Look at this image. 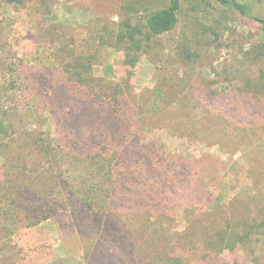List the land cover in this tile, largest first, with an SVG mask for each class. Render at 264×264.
<instances>
[{
  "label": "rangeland",
  "instance_id": "obj_1",
  "mask_svg": "<svg viewBox=\"0 0 264 264\" xmlns=\"http://www.w3.org/2000/svg\"><path fill=\"white\" fill-rule=\"evenodd\" d=\"M250 2L253 14L264 17V0ZM35 3L7 6L0 2V109L15 117L17 130L16 136L0 141V220L7 216L9 224L6 230L0 226V264H87L92 243L74 220L76 204L56 197L45 180L46 166L56 177L62 173L55 168L61 162L56 158L35 165L27 146L28 139H36L28 133L39 131L50 134L48 139L57 149L54 134L61 111L50 105L47 95L61 79L59 62L69 58L63 51L79 57L83 45H89L88 57L99 60L92 68L93 77L102 78L95 90L102 92L122 79L132 87L124 94L149 133L137 129L140 121L135 118L137 134H129L134 144L130 151L144 147V142L163 144L151 166L136 170L150 176L147 189L155 188L174 205L178 231L192 221L190 214L184 219L183 212L195 211L185 204L187 197L202 189L201 179L213 184L206 191L220 194L223 204L233 199L227 207L233 218L264 219V82L258 74L261 66L251 56L264 37L255 23L209 0H181L177 27L169 35L151 39V48L144 53L137 44L118 38L107 46V33L116 32L125 22L141 29L147 12L168 6L169 0H57L50 16ZM180 45L195 55L192 62L182 63L176 56ZM158 58L166 62L159 65L166 69L160 78L153 63ZM156 88L163 89V94L157 95ZM164 150L193 161L191 172L179 169L177 177L173 174L175 178L165 184L159 175L179 168V161L163 157ZM24 200L33 209L50 203L57 211L37 227H23V215L15 206ZM117 207L123 219L133 224L135 212L129 211L133 205L122 198ZM40 211L46 216L45 210ZM212 220L202 218L206 230L201 234L216 232ZM134 235L137 241L131 247L129 242L118 243L115 249H105L103 256L94 250L89 264H133L143 253L153 255L154 247L170 251L158 232L149 243L138 232ZM108 251L118 258L110 257ZM249 259L242 253L221 255L226 264H250Z\"/></svg>",
  "mask_w": 264,
  "mask_h": 264
},
{
  "label": "trees",
  "instance_id": "obj_2",
  "mask_svg": "<svg viewBox=\"0 0 264 264\" xmlns=\"http://www.w3.org/2000/svg\"><path fill=\"white\" fill-rule=\"evenodd\" d=\"M27 1L29 0H0L7 6H24ZM209 1L242 19L252 21L257 25L258 33L264 37V17L253 14L251 0ZM56 2L57 0H36L35 5L43 14L50 16ZM180 9L181 0H169L168 6L147 12L141 29L125 22L118 26L116 32L114 29L110 30L107 33L109 41L105 44L113 46L112 40L118 38L137 44L138 50L148 52L151 48L149 47L151 39L169 35L177 27ZM85 46L83 45V49L80 50L81 55L75 58L73 52L63 51L69 58L64 63L59 62L61 79L56 81L47 95L50 98V105L61 111L62 119L55 127L54 134L58 138L57 149H53L52 142L48 139L50 134L46 132L45 134L39 131L28 133L29 138L35 134L36 139L32 141L28 139L27 143L29 154L36 162L35 165L38 163L39 166H43L56 158L61 162L59 167H55L58 171L62 170L57 178L52 176L53 170L46 166L48 175L45 180L48 189L54 191L56 197L67 198L76 204L74 220L80 232L92 243L85 262L89 264L88 258L94 250L101 252L100 256H103L102 252L105 249H115L118 243L129 242L131 247L133 242L137 241L134 235L136 231L147 243L155 232H158L166 238L165 247L170 251L164 252L154 247L153 255L143 253L138 257L139 259H134L133 264L135 262L138 264H226L224 261L221 262L223 253L233 255L242 253L246 259L250 258V264H264V219L257 220L244 216L233 218L227 214V207L232 204L230 202H233V199L228 204H223V197L220 194L214 196L212 192L207 193V187L213 186L209 181L208 184H204V180L201 179L202 189L193 197H187L185 207L191 206V210L196 209L190 213L184 209V219L190 214L192 221L187 220L184 229L178 231L174 225V205L155 188L147 189L148 185L145 184L151 179L150 176H141L143 172L139 173L136 170L141 169L142 165L151 166V162L156 158L154 155L157 151L160 152L163 144L158 140L156 144L150 142L147 145V142H144V147L139 146L130 151L134 144L128 138L129 134H137L134 128L136 122L140 121L138 130L142 129L143 133H149L147 128L141 127L142 116L134 108L132 109L124 94V91L132 90V87L127 80L122 79L114 86L105 87L102 92L98 91L99 89L95 90L102 78H94L92 68L99 60L94 55L88 57L89 45ZM257 46L251 56L253 61L260 64L259 79L264 82V43ZM174 52L185 64L192 62V57H195L181 45ZM153 63L158 78L166 74L165 67L159 66L166 62L158 58L154 59ZM167 66H170L169 63ZM155 92L157 95H162L163 89L156 88ZM170 106L171 109L175 107ZM139 111L142 113V108H139ZM128 129L135 131L128 133ZM16 131L15 117H8V114L1 112L0 109V141L7 136L14 134L16 136ZM18 139L17 136L16 140ZM181 145L178 144V147ZM162 154L163 157H169L172 162L174 158L179 161V168L165 170L163 175H159L164 183L166 182L165 184H169L177 177V170L187 169L191 172L193 169L191 166L193 161L180 154L179 156L167 154L165 150ZM168 159L163 158L165 163H168ZM122 198L127 204L133 205L129 208L131 213L135 212L131 225L119 213L120 209L117 205L121 204ZM24 201L15 206V209L21 211L23 215L20 221L23 227H37L57 211V207L52 208L50 203H46V206L42 204L35 206L33 209ZM40 210H45L46 216L39 215ZM204 216L213 218V228L217 229L215 233L201 234ZM6 219L7 216L0 220V226L4 230L9 226ZM81 226L88 229H83ZM89 229L94 236L90 235ZM205 230L206 228L203 229ZM107 254L118 258V255L112 251H108Z\"/></svg>",
  "mask_w": 264,
  "mask_h": 264
}]
</instances>
